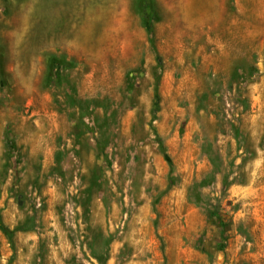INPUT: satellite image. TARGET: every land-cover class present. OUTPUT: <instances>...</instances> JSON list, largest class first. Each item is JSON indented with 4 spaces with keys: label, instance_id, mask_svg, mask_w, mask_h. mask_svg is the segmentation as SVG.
Instances as JSON below:
<instances>
[{
    "label": "rangeland",
    "instance_id": "374dc122",
    "mask_svg": "<svg viewBox=\"0 0 264 264\" xmlns=\"http://www.w3.org/2000/svg\"><path fill=\"white\" fill-rule=\"evenodd\" d=\"M0 0V264H264V0Z\"/></svg>",
    "mask_w": 264,
    "mask_h": 264
},
{
    "label": "trees",
    "instance_id": "16d2710c",
    "mask_svg": "<svg viewBox=\"0 0 264 264\" xmlns=\"http://www.w3.org/2000/svg\"><path fill=\"white\" fill-rule=\"evenodd\" d=\"M140 15L146 26L152 30L154 22L159 20V14L155 8L154 0H140Z\"/></svg>",
    "mask_w": 264,
    "mask_h": 264
}]
</instances>
